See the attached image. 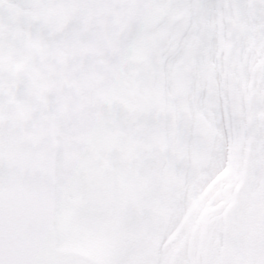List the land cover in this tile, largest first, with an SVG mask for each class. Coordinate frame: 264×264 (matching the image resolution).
<instances>
[{"label":"snow or ice","instance_id":"6c2138e0","mask_svg":"<svg viewBox=\"0 0 264 264\" xmlns=\"http://www.w3.org/2000/svg\"><path fill=\"white\" fill-rule=\"evenodd\" d=\"M0 264H264V0H0Z\"/></svg>","mask_w":264,"mask_h":264}]
</instances>
